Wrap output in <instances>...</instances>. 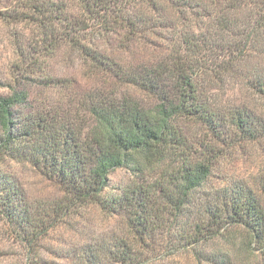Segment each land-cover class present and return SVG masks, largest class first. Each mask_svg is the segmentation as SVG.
Wrapping results in <instances>:
<instances>
[{
    "label": "trees",
    "instance_id": "1",
    "mask_svg": "<svg viewBox=\"0 0 264 264\" xmlns=\"http://www.w3.org/2000/svg\"><path fill=\"white\" fill-rule=\"evenodd\" d=\"M29 1L34 16L11 19H34L40 38L19 47L17 71L65 47L94 83L84 95L48 76L56 107L32 106L19 80L0 96V217L33 262L50 264L59 220L94 210L120 219L121 235L62 259L149 264L164 251L194 264H264V177L259 192L211 186L232 150L264 144V0H75L79 15L62 0ZM228 80L245 87L246 102L217 98ZM9 162L60 198L33 201L1 168ZM118 172L126 179L115 181Z\"/></svg>",
    "mask_w": 264,
    "mask_h": 264
},
{
    "label": "rangeland",
    "instance_id": "2",
    "mask_svg": "<svg viewBox=\"0 0 264 264\" xmlns=\"http://www.w3.org/2000/svg\"><path fill=\"white\" fill-rule=\"evenodd\" d=\"M62 3L67 6L72 14H80L79 4L75 0H62ZM30 6L29 0H0V96L10 94L11 89L8 85L15 86L17 80H19L23 84L22 88L26 87L30 90L32 106L39 107L41 103H50V105L56 107L57 104L53 102L60 95L48 87V76L58 80L61 79L66 84L71 83L72 90L77 93L82 92L85 95L87 93L85 91L91 88L94 83L88 80L87 72L79 61L70 58L67 55L68 53H65L67 50L65 47L60 49L58 56H51V58L37 54L33 56L36 59L29 58L28 67L23 66V71H17L16 67L20 64L17 58V50H19V47L30 50V47L34 46L36 38L39 40L40 34L36 29L38 22H35L34 19H23L21 17V21H17L14 16L12 20L13 15L11 16V14H16L15 11H24L30 12V16L32 12V16H34ZM28 9L29 11H27ZM61 17L65 18L62 15ZM48 24L52 26L55 23L48 22ZM42 53V51L39 52V54ZM165 53L163 52V54ZM31 61L33 64L30 63ZM25 76H27V79H24ZM239 84V81L228 80L225 87L222 88L220 93L218 92L217 98L246 102L248 100L247 96L249 97L250 94L244 86ZM70 100L71 98L65 100L66 105ZM83 118L84 116H80L79 120ZM1 168L19 178L33 201L46 205L52 204L53 201L60 198L55 186L44 180L38 172L27 165L9 162L2 164ZM263 177L264 144L253 143L232 150L228 154L220 169L215 172L211 186L222 187L241 182L257 189L259 192V183ZM113 179L119 182L125 180L126 175L124 172H118L113 175ZM59 225L60 227L51 231L46 243L55 252L46 257L50 264H72L71 260L62 259V254L72 252L83 243L87 244L94 239H105L114 234L121 235L123 229V223L120 219L103 216L94 210L81 211L80 216L73 219L64 220L63 218L59 220ZM244 236L242 231L239 234V242L244 240ZM217 246L213 249L218 248ZM219 246L224 247L221 243H219ZM241 257L247 259L249 256L244 254ZM255 258L260 260L257 255H255ZM32 259L33 257L27 254L23 242L19 241L18 237L12 233V230L0 217V264H35ZM238 263L239 261H237ZM149 264L194 263L186 255L170 257L163 251L157 258L152 259Z\"/></svg>",
    "mask_w": 264,
    "mask_h": 264
}]
</instances>
